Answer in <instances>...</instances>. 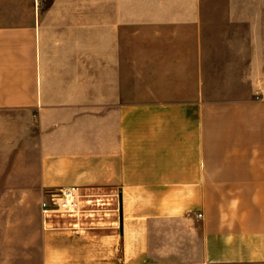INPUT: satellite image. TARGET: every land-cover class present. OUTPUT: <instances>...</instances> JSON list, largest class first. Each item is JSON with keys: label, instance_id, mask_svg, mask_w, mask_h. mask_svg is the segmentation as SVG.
Listing matches in <instances>:
<instances>
[{"label": "crops", "instance_id": "obj_1", "mask_svg": "<svg viewBox=\"0 0 264 264\" xmlns=\"http://www.w3.org/2000/svg\"><path fill=\"white\" fill-rule=\"evenodd\" d=\"M0 264H264V0H0Z\"/></svg>", "mask_w": 264, "mask_h": 264}, {"label": "built area", "instance_id": "obj_2", "mask_svg": "<svg viewBox=\"0 0 264 264\" xmlns=\"http://www.w3.org/2000/svg\"><path fill=\"white\" fill-rule=\"evenodd\" d=\"M41 210L48 227L80 230L104 226L105 218L119 212L120 205L119 202L115 204L114 197L109 194L68 186L48 190L41 200Z\"/></svg>", "mask_w": 264, "mask_h": 264}]
</instances>
